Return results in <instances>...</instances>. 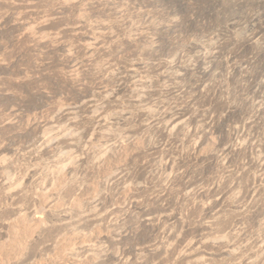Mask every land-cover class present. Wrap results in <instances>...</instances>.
Listing matches in <instances>:
<instances>
[{
    "label": "rangeland",
    "instance_id": "obj_1",
    "mask_svg": "<svg viewBox=\"0 0 264 264\" xmlns=\"http://www.w3.org/2000/svg\"><path fill=\"white\" fill-rule=\"evenodd\" d=\"M125 3H137L151 15L171 22H203L195 16L205 9L209 11L205 19L210 23L197 24V33L222 31L230 48L240 46L255 33L256 49L264 50V0H0V264H117L119 253L130 258L134 252L130 228L135 225L121 222L116 215H120L118 211L127 199L140 200L145 190L127 183L115 198H102L100 189L120 167L142 159V141L127 131L148 118L145 113L154 96L148 94L152 89L132 82L116 96L111 95L108 85L103 97H97L96 87L101 86L102 78L95 73L106 66L108 71L127 67L142 57L143 46L134 41L140 35H127L111 13L112 7L120 10ZM225 10L245 19L240 25L246 23L223 31V25L217 22L212 25L216 29L207 31L216 14ZM153 38L156 45L169 39L166 34ZM181 38L173 40L176 49L189 50L195 36L186 33ZM248 53L239 58L255 59L256 50ZM79 62L84 65L80 75L76 74ZM159 81V86L168 84ZM91 94L97 101L92 111L103 114L106 120L93 136L83 129L89 118L60 119L61 112H69L65 108L82 104ZM119 112L126 119L118 120ZM60 130L69 132L66 137L73 134L82 141L92 137L93 148L106 147L108 152L102 161L93 160L94 149L88 153L90 157L74 153L79 157L71 165L73 171L67 172L64 156L71 152V146L78 148L81 143L66 140L60 149L54 144L38 149L34 143L37 137L52 136ZM212 142L213 137L201 152L207 153ZM50 166L53 172L47 170ZM26 171L34 173V179L22 185ZM96 200L103 204L94 216ZM207 250L210 254L213 249ZM151 260L155 257H149L148 262Z\"/></svg>",
    "mask_w": 264,
    "mask_h": 264
},
{
    "label": "bare ground",
    "instance_id": "obj_2",
    "mask_svg": "<svg viewBox=\"0 0 264 264\" xmlns=\"http://www.w3.org/2000/svg\"><path fill=\"white\" fill-rule=\"evenodd\" d=\"M113 12L114 22L123 27L127 35H140L134 41L144 50L142 57L127 67L109 71L107 66L97 69L95 73L102 81L101 86H95L99 90L96 95L103 97L104 89L110 85L109 92L116 96L129 83L141 82L143 88L152 89L148 94L154 96V102L150 100L148 110L144 111L148 118L137 121L134 129L126 130L131 137L142 141L141 151L137 152L142 159L120 167L117 174L104 180L100 189L102 198H115L119 188L127 183L145 190L140 200H123V208L117 210L120 215L116 218L132 222L135 228H130L134 252L131 250L130 258L119 253L115 262L264 264V50L256 49L257 35L249 32L243 44L230 48L222 31L210 32L216 29L212 26L214 23L220 22L226 31L245 20L236 12L226 10L216 14L207 29L210 33H197L195 27L210 23L205 19L209 13L205 9L195 16L203 22L165 21L166 17L151 15L137 3H125L115 11L112 7ZM186 33L195 36L194 43L189 50H177L173 40ZM164 34L169 39L160 45L154 44L153 36ZM252 48L256 50L255 59L239 58L249 54ZM236 57L239 60H235ZM83 66V62L78 63L76 74L83 73ZM159 79L168 84L159 86ZM87 97L82 104L65 108L68 113H59L64 121L89 118L83 129L91 131L93 136L106 120L103 121V114L92 111L97 102L93 99L95 94ZM124 119L125 114L119 112L118 120ZM74 126L78 127L77 123ZM61 130L52 136H39L34 143L38 149L50 144L60 149L68 142L66 140L81 143L78 148L70 145L71 152L64 156L63 168L67 172L73 171L71 165L79 154L88 155L94 149L93 160L102 161L108 152L106 147L93 148L92 137L82 141L73 134L71 138L66 137L69 132L63 134ZM211 137L213 142L204 154L202 148L208 146ZM74 153H79L78 157H74ZM46 168L53 172L52 166ZM33 174L26 171L21 184L32 180ZM100 203L95 201L94 216L103 204ZM206 246L213 249L210 254L206 253L208 248L203 250ZM149 257L155 260L149 263Z\"/></svg>",
    "mask_w": 264,
    "mask_h": 264
}]
</instances>
